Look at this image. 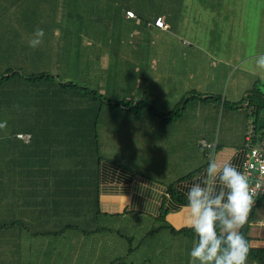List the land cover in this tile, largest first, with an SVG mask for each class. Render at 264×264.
<instances>
[{"label":"trees","instance_id":"trees-1","mask_svg":"<svg viewBox=\"0 0 264 264\" xmlns=\"http://www.w3.org/2000/svg\"><path fill=\"white\" fill-rule=\"evenodd\" d=\"M159 2L164 4L162 5L163 7L171 4L169 3V0H159ZM184 2L185 0H179L178 5L181 6ZM136 3L138 5V1H136ZM57 7L58 4L53 5V8ZM152 8L156 9V16H154L151 21L144 20V23H141V25L143 26L144 24L145 27H139L137 21L143 20V17H145L144 13L138 14L131 11L126 12L116 1L110 3L107 9L100 7L102 11L101 13L104 15H111L109 18H114L117 24L121 22L122 19H126V22L128 21L129 25L124 29L125 32L123 34L125 41H118L120 39L116 37V34L111 33V38L108 37L109 33H106V35L104 34L106 37L101 34L102 38L99 39L105 41L91 44L92 49H90V55L85 57L83 56V52L86 53L87 48L83 46L84 43L79 42L84 35L82 31L97 29H94L93 26H90L89 24H86L83 28H76L72 25L71 22L76 23L78 19L83 17V12L78 9H75L76 11L69 10V15H66L65 20L62 18L61 22L56 14L54 15L55 20L64 25L57 27L56 24H53L47 30H44L45 37L40 47L33 50L32 48L23 45L22 50L24 56L14 60H8V62H6V59L0 60V123L6 122V127L0 129V152L7 153L8 159L4 163V169L8 172L13 171L10 175H14V177H12L13 180L8 182L5 180V177L9 174H7L6 171L0 172V186H2L3 190H6L7 188L11 191L15 188L19 191L22 187L16 185L17 177L21 182L26 181L28 172L31 170L33 171V174L31 175L38 180L39 178L49 175H45L42 169V167L49 164V160H66L60 158L58 155L52 156V159H47L48 161H46V158L36 154V151L39 147H42L43 144L51 146L52 141L48 143L33 142L32 146L35 148V152H33L29 146L26 147L21 140L17 139V134H43L47 132L72 134L71 136H68L70 138L66 142L67 148L70 149L68 154L72 156L68 158L78 160L82 155L79 152L81 149H101L102 145L100 136H102L103 130L106 128L117 131L122 129L123 127L121 126H124L126 122L130 125L131 123L136 122L137 124L140 123V126H134L137 127V129H141L140 131L143 132L144 136L155 135V133L158 132L159 127L164 128L162 135H166L168 128L175 129V126L185 118L189 113L190 105L193 102L206 101L214 103L215 100H217V104L224 102L226 105L232 104V107L235 108L237 103L223 99L220 95L218 96L210 91L213 89V87L211 89V79H206L207 75L199 70L188 71L185 81L194 82L195 86H191L189 90L187 89V93H184V95L174 102V104H172L173 108L171 107L170 109H160L157 100L153 97L151 98L147 92L141 93V98L137 96V100L132 97L127 101L126 97L124 99L114 98L106 90L105 86L108 85L106 83L111 77L114 76L116 79L120 76H126L123 75L122 72L114 75L111 74L110 66L113 51L106 45L132 46L135 48V51L142 48L144 44L152 48L154 42H159L155 36H158L160 33L162 34V41L160 43L168 42L175 47L176 33L174 32L175 27L171 22V18L169 15H165L166 18H164V15H161L162 9L160 4L153 3ZM93 10H96V8ZM114 10L116 11L115 13H113ZM194 12L196 13L197 11L194 10ZM131 14L133 15L131 16ZM101 17L102 15H99L100 19H97L100 23ZM51 21L54 22L53 19H51ZM158 22H161L162 26H159ZM39 24L42 23H38L36 26ZM34 29L35 27L29 28V31L27 32L33 33ZM100 31L112 30L106 26L105 29H101ZM157 32L159 33L157 34ZM60 36H62V44H56ZM177 39L184 45L186 39ZM108 40L110 41L107 42ZM192 46L193 45L191 44L185 46V48L190 49ZM216 46L219 48V43H217ZM131 51L133 52V50ZM188 51L189 50L186 49L183 53H188ZM16 53H19L18 47L16 48ZM220 53L219 56L226 60L228 51L222 50ZM214 54L215 53L210 49H208L207 53L200 49V61L211 62L209 66L212 67L215 63L213 57ZM100 55L108 57L106 66L103 65ZM82 56L87 61L85 67L87 66L89 68L90 77L99 78L98 83L93 84L95 87L90 86L89 81H85L81 84L77 80L83 62ZM120 58L123 59L124 55ZM218 61L219 60H217V62ZM219 64H222V62L219 61ZM135 65L136 64L134 63L131 65V70L128 74L129 83L131 84L130 92L140 89L142 85L145 87L149 84L150 86V84L155 81H152L150 77L146 76V67L137 65L136 67L141 69L136 72ZM224 66H227V64L224 63ZM70 71L76 73L75 78L69 77L68 74ZM93 71L96 73L93 74ZM141 72L143 73L142 76L139 75ZM190 74H192L194 78H190ZM202 78H205L204 80H206L205 89L200 88L201 86L198 85L201 80H203ZM114 86H119L118 82L115 81ZM209 95H212V97H208ZM248 100L250 102L249 107H257L255 112L258 114V119H260V109L262 107H260L259 104H253L254 101L251 95L248 97ZM104 112L108 114L109 122H102V115ZM144 122H146V125L142 124ZM101 124L105 127L101 126ZM33 139L39 138L35 137ZM12 149H15L16 152ZM53 153L57 152L53 151ZM97 154V168L94 169L93 172L95 180H91L93 187L88 186L89 189H87L86 196L94 197L87 205L93 213L96 212L97 214L98 218L97 222H95L97 229L93 232L88 231L90 234L92 233V235L98 236V238L100 236L101 240L104 242L105 247L101 249V255L113 256L116 258L115 262L135 261V259L142 257L141 252L143 253V249H145L146 246H148V255H160L161 250L164 248V238H161L160 235L156 236L154 232H157L158 230L151 231L146 235H143L142 238H135L134 240L123 232V229L121 228L122 226L113 227L112 224L99 225L100 219L108 216L101 210V192L99 189L100 167L101 163L107 159V156L105 155L103 158V155L99 153ZM121 167L127 168V166L122 165ZM79 168H75L74 170L71 169L70 172L64 174L65 176L62 180L58 179L60 181V189L61 191L64 190L67 195V200L69 201H74L73 192L78 191L82 186L83 191L87 188L85 178H83L86 169L80 168L79 170ZM15 173L18 174V176ZM89 173L92 175L91 171H88V174ZM102 175L103 172H101L100 177H102ZM192 176L193 175H189L181 180L190 179ZM89 179H92V177ZM91 181L88 182L90 183ZM18 183L20 184V182ZM166 188L168 191L167 195H165L166 197L164 196V198L161 199L162 207L159 220L168 231L196 239L192 229L188 231L183 230L182 232L177 231L176 233L175 229L168 225V211L165 206L167 204V199H171V202L178 204L179 206H185L187 200L185 193L179 190L176 184H167ZM15 196L17 200L20 199V202L21 200L24 201V199L25 201H29L31 198L36 197L35 195L33 196L32 192H28L27 190L24 191L23 188ZM258 202L259 204L264 202V197L261 200H258ZM23 207L25 208V206ZM253 208L255 207H252V209ZM251 218L252 217L250 216L248 223L241 229V232L248 241H250V239L247 236V231ZM2 219L3 218L0 217V236L4 232H7L10 235H17L14 248L20 247L22 241L26 240V238L33 239L34 241L39 239L60 240L65 236V240H67V236L72 233V230H80L71 225L65 227L64 223L54 224L50 227V224H53V221L48 222L40 220L42 222L41 224L35 225V228H30L31 224H24L25 227H23L22 221L19 222L14 217H11V220H9L10 222L8 223H4L5 220ZM88 231L85 230L84 233H87ZM27 233L30 234V237L24 236V234ZM106 233H109L108 242L105 240ZM115 234H117V237H114ZM112 236L114 237L113 243H111ZM57 241L52 242L51 245ZM133 244H136V246L133 247ZM33 252L37 253L36 250H33ZM148 255L147 258L145 257V264L150 263ZM249 259L255 261L257 264H264V248L251 247L248 255V260Z\"/></svg>","mask_w":264,"mask_h":264},{"label":"crops","instance_id":"crops-1","mask_svg":"<svg viewBox=\"0 0 264 264\" xmlns=\"http://www.w3.org/2000/svg\"><path fill=\"white\" fill-rule=\"evenodd\" d=\"M125 1L128 0L119 2L121 8L126 12H134V10L128 8ZM64 3L66 2L64 1ZM139 3L140 1H138V4ZM169 3H171L170 0ZM93 6L96 10H101L100 7L103 9L109 7L105 6L101 0H95ZM1 12L4 13L5 11L2 10ZM68 12L69 10H61L57 14L59 20H62V18L65 20L66 15H69ZM115 12L114 10L113 13ZM228 14L230 15L232 13ZM229 19L230 18H225V20ZM88 20H90L91 23L97 22V19L93 17H81L76 23H71L76 28H83ZM142 27H145V25ZM223 29L232 28L227 25ZM262 45L264 47V43ZM262 54H264V49L259 51L256 56H261ZM256 56H252V58L255 59ZM152 57H154L153 51L151 53V58ZM140 69L141 68L136 67V72L140 71ZM145 69L146 76L148 77H150V73L155 72L150 66H147ZM226 71L227 69L224 73H226ZM95 73L96 72L93 71V74ZM190 78H194V76L190 74ZM136 91H138V89L133 90L129 97L136 98L139 96L141 98L140 93L138 92L136 94ZM210 91L213 94L219 95L218 93H221L222 88H218L216 92L214 90ZM143 92H147L151 98L153 97V94L149 92V84L145 86V90H142V93ZM184 93H187V91ZM230 95V100H228V98L226 99L230 102L237 103L238 109L233 108L232 104L227 106L224 102L222 103V108L219 106L221 103L218 105L215 103L216 101L214 103L206 101L193 102L185 118L182 119L178 125H173L176 127L175 129L169 128L167 134L162 135L164 128L159 127L155 135H145L144 141L148 154L158 156L161 153L166 155V157L159 158L156 162L144 160L140 162L141 165L134 164L133 166L122 168L120 164L110 161L112 155H114L113 153H111V156L106 155L107 159L101 163L99 173L101 210L106 214L116 215L122 228L129 230L126 234L130 238L132 237L134 240L135 238L140 239L143 235L158 230L154 233L156 236L160 235L161 238H164L163 247L166 246L167 242L172 240L173 248V242L176 239L178 240V238H189L188 240L194 241L195 243V238L168 231L159 220L162 207L161 199L167 195V184H176L178 189L186 194L188 188L194 182H198L204 175L210 158H215L223 163H231L237 166L238 170L243 174L247 175L248 171L245 163L251 160L250 151L252 148L261 146L263 141L264 114L261 115L260 109V119H258V114L255 112L257 107H249L250 102H245L242 94L236 96L234 92H232V94L230 92ZM248 95L247 97H249ZM208 97H212V95ZM247 109H249V111H247ZM250 114L252 115L250 116ZM253 114L256 116V119ZM253 120H255V123ZM103 122H109V118L106 117ZM249 123L254 127L253 129L248 126ZM142 124L146 125V122ZM131 125L140 126V123L137 124L134 122L131 123ZM235 130H238L236 134ZM22 135L26 138L22 139L19 137V134H17V139L21 140L26 147L29 146L33 152H35V148L32 146L33 142L48 143L52 141L51 146L43 144L42 147H39L36 151V154L45 157L46 161H48L47 159H52V156L58 155L60 158L66 160H49V164L42 167L43 173L49 175L39 178L38 180L31 175L33 174L31 170L28 172L26 181L21 182L17 177L16 185L21 186L24 191L27 190L28 192H32L33 196H36L29 201H25L24 199V201L21 200L20 202V199H16L15 195H17L22 188L19 191L15 188L10 191V189L7 188L3 190L2 186H0V217L3 218L2 220H5L4 223L10 222L9 220H11V217H14L19 222L22 221L23 227H25L24 224H31L30 228H35V225L42 223L40 220L48 222L53 221V224H50V227H52L54 224H65L68 220L67 217L69 213L74 214L75 218L79 217L77 214L80 212L93 213V211L88 208L87 204L94 197H87L86 193L87 189H89L88 186L93 187L91 180H95L93 174L94 170H85V176L83 178H85L87 188L83 191L82 186L78 191L73 192L74 201L67 200L66 193L64 190L61 191L60 189V181L58 179L62 180L66 172H70L71 169L74 170L75 168H79V166L83 164L82 161H79L80 159L75 160L74 158H68L72 156L68 154L70 149L67 148L66 142L70 138L68 136L72 134L47 132L43 134ZM35 137L39 139H33ZM203 141L209 145L212 144V147L202 146L201 142ZM91 149L95 148H88L86 150L81 149L79 151L80 154H82L81 157L85 155V152ZM12 150L15 151V149ZM53 151L57 153H53ZM7 159V153L0 152V172L6 171L9 175L5 177V180L10 182V180H13L12 177H14V175H10L13 171L8 172L4 169V163ZM194 165L197 166L195 170L192 168ZM88 171H91L93 176L90 173L88 174ZM191 171L197 173L190 179L181 180L184 175ZM101 172H103L102 177H100ZM16 175L18 176V174ZM90 176L92 179H89L91 178ZM88 181L91 182L89 183ZM18 182H20V184ZM147 204L149 208L148 212H146ZM23 206H25V208ZM165 206L168 211V225L172 226L176 233L177 231L182 232L183 230H191L187 227V209L184 206H179L171 202L169 198ZM250 216L252 218L247 231V236L250 239L249 243L252 248H264V202H262L260 206L253 208L249 214V218ZM97 218L98 217L92 215L88 217L85 226L87 231L93 232L97 229V225H95ZM117 226L120 227L119 225ZM89 231L84 233V230L74 229L72 233L67 236V240H65L64 236L53 245H50L47 249L48 259L46 262H42L45 253L44 246H40L33 239L26 238V240L22 241L20 247L14 248L17 235H10L4 232L0 236V264H145L144 261L146 258L140 256V258L135 259V261L118 262H115L116 258L113 256H102L101 249L105 247L104 242L101 240L100 236L98 238V236H94L92 233L90 234ZM254 232H258V236H255ZM115 235L117 236V234ZM24 236L30 237V234L27 233L24 234ZM105 240L108 242L109 233L105 234ZM113 241L114 237L112 236L111 243H113ZM176 247L177 245L175 248ZM33 250H36L37 253H34ZM176 251L180 254L183 248L175 250V253ZM186 252L188 257H186L187 262L184 264H190V249H186ZM141 254L143 253L141 252ZM175 259L178 260V257ZM247 264L257 263L251 259H247Z\"/></svg>","mask_w":264,"mask_h":264},{"label":"rangeland","instance_id":"rangeland-1","mask_svg":"<svg viewBox=\"0 0 264 264\" xmlns=\"http://www.w3.org/2000/svg\"><path fill=\"white\" fill-rule=\"evenodd\" d=\"M64 1L66 3H64ZM94 1L95 0H0V60L6 59V62H8V60L10 61L24 56L22 50L23 45L28 46L27 39L32 34L27 32L29 28L39 27L43 30H47L53 24H56L57 27L63 26L64 24L60 23L61 20H59L60 22L56 21L54 16L63 9L71 11H76L75 9H78L83 12V17L89 16L94 19H100L99 15H102L101 23L99 21L91 23L90 20L94 21L93 19L86 22V24L91 26L94 24L93 28L97 30L82 31L84 35L79 42L84 43L83 46L87 48V52H83L84 57L90 55V49H92L91 44L105 41L99 39L102 38L101 34L106 35V33H109L108 37L110 38L111 33L116 34V37L120 39L118 41L124 42L123 34L125 32L124 29L129 25L128 21L126 22V19H122L121 22L117 24L114 18H109L111 15H104L101 13V10H93L95 9L93 6ZM113 1L117 3L122 2V0H101L105 6H109ZM136 1H140V3L137 5ZM170 2V5H165V7H163L162 5L164 4H161L159 0L125 1L126 5L134 10L135 13L139 14L142 12L145 14L143 20L137 21L139 27L142 26L141 23H144V20L151 21V19L156 16V9L152 8V4H160L162 14L165 18V15H169L175 27V47L168 42L160 43L162 41V34L159 32H157V34L159 33L158 36H155L159 42H154L152 48L144 44L142 48L135 51V48L132 46L106 45L113 51L110 66L111 74L114 75L122 72L123 75L127 76H120L116 79L114 76L111 77L106 83L108 84L105 86L106 90L114 98L124 99L126 97V100L129 101V98H131L129 97L131 94V84L129 83L128 74L131 70V65L134 63L136 64L135 67L137 65L141 67L150 66L155 71L150 73V79L152 81L155 79V81L150 84L149 92L152 93L153 98L157 100L160 109H170L171 107L173 108L172 104L184 95L187 89L189 90L191 86H195L194 82L185 81L188 71L199 70L204 72L203 74H206L207 78L211 79L212 90L216 92L218 88H222L221 93L218 94L223 99L228 98V100H230V92L231 94L234 92L236 96L242 94L243 100L249 102L247 97L249 94V97L250 95L253 97V104H259L260 107H262L261 115H263L264 70L257 68L255 59H253L252 56H256L259 51L264 49L262 45L264 43V0H185L181 6L178 5L179 0H170ZM193 3L194 10L197 11L196 13L193 10ZM54 4H58V7L53 8ZM2 10L5 12L2 13ZM228 13L232 14L229 15ZM225 18L230 19L225 20ZM51 19H53L54 22H52ZM38 23L42 24L36 26ZM227 25L232 29H223ZM106 26L112 31H100L101 29H105ZM105 35L104 37H106ZM177 38L186 39L184 45ZM109 41L110 40L107 42ZM57 43L62 44V36L58 38L56 44ZM217 43H219V48L216 46ZM191 44L193 46L190 49L185 48V46ZM17 47L19 48V53H16ZM186 49L189 50L188 53H183ZM200 49L204 50L205 53H207L208 49L215 53L213 55L215 63L212 67L209 66L211 62L200 61ZM131 50H133V52ZM222 50L228 51L226 60L219 56ZM152 51L154 52V57L151 58ZM123 55L124 58L121 59L120 57ZM84 57L77 80L81 84L85 81H89L90 86L95 87L93 84L98 83L99 78L90 77L89 68L87 66L85 67L87 61ZM100 57L103 65L106 66L108 57L104 55H100ZM217 60L222 62V64H219ZM224 63H226L227 66H224ZM226 69L227 71L224 73ZM68 75L72 78L76 77V73L73 71H70ZM139 75L142 76L143 73L141 72ZM202 79L203 82L201 81L198 85L201 86L200 88L205 89L206 80H204L205 78ZM115 81L118 82L119 86H114ZM138 90L141 94L142 90H145L144 85ZM137 93L138 91H136V94ZM135 99L137 100L138 98ZM215 101L217 103V100ZM222 103L223 102H221V105L218 104L220 108H222ZM208 108L210 109L209 106ZM235 108L238 109V105H236ZM247 111H249V109H247ZM251 115L252 114H250V116ZM253 116L255 115L253 114ZM106 117H108V114L104 112L102 115V122ZM253 121L255 123V120ZM101 126L104 125L101 124ZM248 126L251 127V129L254 128L250 123ZM121 127L123 128L117 131L109 130V128L104 129L102 136H100L101 149H91L85 153L79 160L83 163L82 166L79 167L88 170L96 169L98 162L97 153L103 155V158L105 155L111 156V153H113L114 155H112L110 159L111 162L129 167L134 164L141 165L140 162L144 160L156 162L159 158L166 157V155L161 153L156 156L146 152V143L144 141V134L140 131L141 129H137V127L127 124V122ZM236 132H238V130H235V134ZM192 168L195 170L197 166L194 165ZM195 174V171H191L184 175L183 178L189 175L194 176ZM77 215L79 217L75 218L74 214L69 213L65 226L71 225L85 231L88 217L90 215L97 217L96 213L87 212H80ZM107 215L108 218L102 217L100 219L99 225L109 223L112 224L113 227L117 225L121 227L116 215ZM123 232L128 233L129 230L123 229ZM258 234V232H254L255 236H258ZM114 237L117 236L114 235ZM188 239L189 238H178V240H174L173 248L172 240H170L166 243L167 247L165 246L161 250L160 255H148V246H146V248L143 249L142 257L147 258L148 255L150 264H184L187 262L186 257H188L186 249L191 250L194 245V241ZM57 240L58 239L36 240L37 244L43 245L45 248L42 262H46L48 259V247L52 242ZM176 245L177 247L175 248ZM135 246L136 244H133V247ZM181 248H183V251L180 254L176 251V254L175 250ZM176 257H178V260L175 259Z\"/></svg>","mask_w":264,"mask_h":264},{"label":"clouds","instance_id":"clouds-1","mask_svg":"<svg viewBox=\"0 0 264 264\" xmlns=\"http://www.w3.org/2000/svg\"><path fill=\"white\" fill-rule=\"evenodd\" d=\"M44 37L45 31L35 28L28 47L37 49ZM255 63L264 70V55L255 57ZM5 127L6 122L0 123V129ZM203 142L202 146H211ZM185 195L187 227L196 237L190 264H247L251 245L241 229L248 223L256 195L248 177L237 166L210 158L204 175ZM256 206H260L258 200Z\"/></svg>","mask_w":264,"mask_h":264},{"label":"built area","instance_id":"built-area-1","mask_svg":"<svg viewBox=\"0 0 264 264\" xmlns=\"http://www.w3.org/2000/svg\"><path fill=\"white\" fill-rule=\"evenodd\" d=\"M133 14H131L132 16ZM162 26V23H158ZM20 138L25 139L24 135H19ZM250 162L245 163L248 171L247 177L250 180V187L256 192L254 196L253 207L257 204V200L264 197V137L261 146L252 148L250 151Z\"/></svg>","mask_w":264,"mask_h":264},{"label":"water","instance_id":"water-1","mask_svg":"<svg viewBox=\"0 0 264 264\" xmlns=\"http://www.w3.org/2000/svg\"><path fill=\"white\" fill-rule=\"evenodd\" d=\"M11 74H13V73H11Z\"/></svg>","mask_w":264,"mask_h":264}]
</instances>
